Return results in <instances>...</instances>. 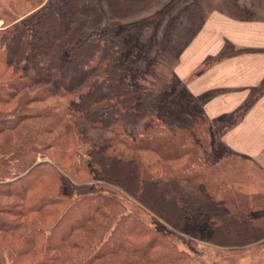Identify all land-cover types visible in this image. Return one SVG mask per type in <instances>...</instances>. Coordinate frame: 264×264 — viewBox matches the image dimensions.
I'll return each mask as SVG.
<instances>
[{
    "label": "rangeland",
    "instance_id": "rangeland-1",
    "mask_svg": "<svg viewBox=\"0 0 264 264\" xmlns=\"http://www.w3.org/2000/svg\"><path fill=\"white\" fill-rule=\"evenodd\" d=\"M60 2L0 0V32H6L22 20L33 23L48 7L57 11ZM66 2L73 8L63 11L60 19L65 36L73 35V30L80 28L86 33L109 31L123 41L120 58L130 73L136 74L131 82L132 95L139 96L132 120L117 121L112 131L108 126L83 117L89 108L97 106L94 103L86 106L81 102L82 97L89 98L88 92L96 90L89 86L93 81L73 91L69 87H57L54 78L45 73L38 80H50L48 83H37L32 74L24 82L37 92L39 90V94L33 95L25 88L2 101L5 88L22 83V80L18 81V69L13 74L12 68L0 64V166L3 170L7 169L9 175L18 172L24 166L22 152L36 155L39 151L36 147L48 148L45 152L56 150L54 154L58 156L65 143L74 141L81 131L91 138L88 144L81 146L83 150L95 143L107 146L116 137L114 145L123 148V157L129 159L130 155H135L137 158L141 180L152 178L160 184L162 180L174 178L169 183V191L165 186L160 191L166 193L168 199L184 205L185 220L176 216L173 204L153 211L152 205L142 204L125 192L120 199L125 209L136 214L148 227L169 230L174 244L190 256L185 264H264V173L245 158L216 146L217 137L220 138L221 132L242 111L215 128L205 119L199 98L192 100L186 91L185 80L174 74L176 56L196 34L208 13L219 10L242 20L250 16L234 0H67L62 5ZM127 3L129 5L124 7ZM227 51L231 53L232 48ZM210 63H213L212 58L204 60L195 70H205ZM79 68L83 69L82 65ZM75 77L65 73L61 79ZM191 77H194L193 70L186 80ZM34 96L41 101L25 105ZM103 104L102 101L100 105ZM22 116L24 119L20 120ZM116 147H110L108 152H117ZM80 158L86 160V155ZM181 194L183 200L180 201ZM5 201L6 197L0 195V205ZM204 204L212 205L214 209ZM220 204H225L221 212L217 210ZM133 205H140L141 210L134 209ZM100 210L104 217L114 211L112 204ZM250 215L255 220L244 224L250 230L248 234L239 229L242 240L238 246L222 245L225 240H218L222 238L218 230L214 232L215 238H209L217 227L231 230L230 222L244 223ZM237 216L239 220H235ZM103 218L97 217L88 223L79 243H86L95 227L100 230L98 226L104 222ZM111 218L109 220H115ZM97 236L98 232L92 238ZM4 251L0 254V264H10L8 253ZM98 262L157 264L122 249L108 253Z\"/></svg>",
    "mask_w": 264,
    "mask_h": 264
},
{
    "label": "trees",
    "instance_id": "trees-1",
    "mask_svg": "<svg viewBox=\"0 0 264 264\" xmlns=\"http://www.w3.org/2000/svg\"><path fill=\"white\" fill-rule=\"evenodd\" d=\"M60 1L57 11L48 7L33 23L22 20L6 32H0V64L12 68L13 74L18 69V81L22 80L5 88L7 93L2 92V101L25 88L33 95L39 94V90L24 84L30 74L36 81L45 73L54 78L57 87H69L73 91L92 80L89 86L96 90L88 92L90 99L82 97L81 102L97 106L89 108L83 117L114 131L117 121L132 120L134 105L139 100V96L132 95L131 82L136 74L130 73L120 58L123 41L109 31L88 34L80 28H75L73 35L65 36L60 19L63 11L73 6L67 2L62 5L67 0ZM201 70H194V75ZM65 73L76 77L71 78L73 81L63 80ZM95 77L99 78L94 80ZM49 81L38 80L37 83ZM37 101L41 99L34 96L25 105ZM102 101L104 104L100 105ZM81 133L74 141L65 143L58 156L54 154L56 150L45 152L48 148L43 147H36L39 150L36 155L22 152L24 166L12 175L0 166V195L6 197L0 205V254L5 250L10 264H99L98 260L108 253L122 249L157 264H185L190 256L174 244L172 233L148 227L136 214L126 210L120 199L125 192L142 204L152 205L153 211L173 204L176 216L185 220L184 205L168 199L167 194L160 191L163 186L169 191V183L174 178L162 180L160 184L152 178L141 180L137 158L135 155H130L129 159L123 157V148L114 145L116 137L107 146L95 143L83 150L81 146L88 144L91 138L84 131ZM110 147H116L118 153H109ZM78 155L82 158L86 155V160ZM182 198L181 194L179 200ZM108 204L113 205L114 211L104 217L99 212ZM132 207L141 210L140 205ZM97 217H104V222L98 226L100 230L95 227L96 230L90 231V239L79 243L81 233L86 232L88 223ZM111 217L115 220H109ZM244 224H249V220L239 224L230 222L231 230L217 227L209 238L218 230L222 235L218 240H225L222 245L238 246L242 240L239 229L245 235L250 232ZM97 232L99 236L92 238Z\"/></svg>",
    "mask_w": 264,
    "mask_h": 264
},
{
    "label": "crops",
    "instance_id": "crops-1",
    "mask_svg": "<svg viewBox=\"0 0 264 264\" xmlns=\"http://www.w3.org/2000/svg\"><path fill=\"white\" fill-rule=\"evenodd\" d=\"M234 2L250 17L236 19L219 10L208 13L176 56L174 74L185 80L188 94L199 98L204 117L215 128L242 111L217 137L216 146L245 158L264 173V0ZM209 58L213 63L186 80ZM224 207L220 204L217 210ZM245 220L255 218L250 215Z\"/></svg>",
    "mask_w": 264,
    "mask_h": 264
}]
</instances>
